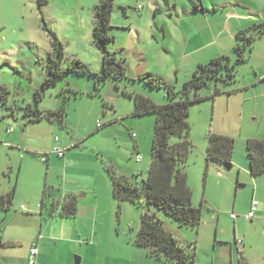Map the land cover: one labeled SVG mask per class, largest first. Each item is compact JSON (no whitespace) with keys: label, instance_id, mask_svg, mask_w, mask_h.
Returning a JSON list of instances; mask_svg holds the SVG:
<instances>
[{"label":"rangeland","instance_id":"rangeland-1","mask_svg":"<svg viewBox=\"0 0 264 264\" xmlns=\"http://www.w3.org/2000/svg\"><path fill=\"white\" fill-rule=\"evenodd\" d=\"M100 1L46 0L40 5L39 0H0V86L9 91L6 103L0 98V192L8 194L15 187L13 205L0 211V232L7 243L0 247V264H31L29 251L41 235L46 237L38 243L44 255L41 262L38 255L36 264H77L78 257L80 264H177L150 256L135 244L145 210L189 248L195 264H264V172L252 174L247 151L249 138L264 139V33L244 50L246 59L235 65L234 80L212 81L200 91L203 98L190 106L193 149L185 170L202 223L183 226L154 206L117 200L106 170L111 166L141 186L154 158L157 113L137 114L133 97L125 91L164 105L182 95L200 62L208 63L220 51L236 61L235 46L244 44L237 34H224L194 56L185 54L208 42L210 26L217 31L216 24L229 15L232 24L246 17L251 18L249 26L263 21L264 0H205L206 11L199 9L192 19L184 6H194L183 0L178 5L185 16L180 25L171 18L176 0H169L170 5L165 0H115L108 49L126 60L127 77L110 76L97 88L95 76L69 73L46 88L37 102L51 51L43 17L65 45L61 69L79 59L99 73L103 55L93 29ZM139 4L144 5L140 12ZM157 6L162 13L156 14ZM201 57L205 60L198 63ZM144 75L155 76L163 87L140 80ZM166 85L172 86L173 96ZM28 104L42 111L65 107V122L32 120L26 114ZM213 133L235 138L231 169L209 159ZM57 137L69 139L58 142L66 149L65 158L56 153L43 162ZM178 141L172 135L171 142ZM136 154L143 156L142 162ZM62 194L77 199L76 216H62L60 205L54 213L53 203ZM254 199L260 204L255 217L247 220Z\"/></svg>","mask_w":264,"mask_h":264},{"label":"trees","instance_id":"trees-1","mask_svg":"<svg viewBox=\"0 0 264 264\" xmlns=\"http://www.w3.org/2000/svg\"><path fill=\"white\" fill-rule=\"evenodd\" d=\"M39 2L42 5L46 0H39ZM166 4L169 5V0L166 1ZM114 6L115 0H101L95 7L97 16L93 36L103 55V69L99 73L94 72L79 59L74 60L65 70H62L61 64L65 55V45L56 33L50 29L43 17V29L48 32L51 38V51L48 55L49 64L46 66L48 76L42 83L41 88L36 91L37 102L38 99L43 98L46 88L58 84L69 73L95 76L97 88L105 83L110 76L116 78L127 77L126 60L123 57H118L116 53L108 49V43L113 38L111 19ZM199 6L195 4L194 8L198 10ZM262 33H264V20L240 30L237 37L244 40V44L239 43L235 46L234 51L238 56L237 60L233 61L230 55L222 54L212 58L206 64L199 63L191 79L184 84L180 91L182 95L169 103L158 105L142 94L125 91L127 95L133 97L137 114L156 112L157 121L153 138L154 158L148 177L143 180L141 186L136 185L128 176L118 173L111 166L106 169L111 175L113 195L117 200L132 201L142 207H144V204L154 206L183 226H197L202 223V211L192 203L193 190L189 184L188 173L185 170L190 152L193 149L189 122L190 106L193 102L203 98L200 91L212 81L234 80L235 65L237 62L246 59L244 50L251 46L252 42ZM139 79L152 87H163L158 78L153 75H144ZM166 88L170 96L175 94L172 86L166 85ZM8 93V88L0 86V98L4 103H6ZM25 110L32 120L48 119L60 124L65 122L67 113L65 107L42 111L38 105L34 108L32 104H28ZM102 127L103 125L98 126V128ZM172 135L178 136L179 141L172 143ZM234 149V137L214 133L210 135L209 159L232 165ZM247 151L250 157L252 174L257 175L264 172V139L249 138ZM14 195L15 187L8 194H0V211L7 212L11 208ZM47 195L48 192L45 190L44 197L46 198ZM58 205H60V214L64 217H73L78 213L79 205L74 195H59L52 206L54 213ZM6 244L0 232V247ZM135 244L146 248L150 256L173 260L177 264H195V255L189 248L184 247L180 240L165 228L159 218L146 210L142 212V223L137 232Z\"/></svg>","mask_w":264,"mask_h":264},{"label":"crops","instance_id":"crops-1","mask_svg":"<svg viewBox=\"0 0 264 264\" xmlns=\"http://www.w3.org/2000/svg\"><path fill=\"white\" fill-rule=\"evenodd\" d=\"M166 1L167 0H165V3H166ZM190 1V3L194 6L195 4H198V5H200L199 6V9H201V8H204L205 9V11H206V2H205V0H189ZM222 2H229V0H221ZM183 0H176V1H174L173 3H171V12H173L174 10H175V12H174V14H171V18L175 21V23L178 25H180V24H182V22L184 23V17L185 16H182L181 14H180V12H179V10H178V5L180 4V3H182L183 4ZM143 5V4H142ZM167 5V4H166ZM169 5H170V2H169ZM184 5V4H183ZM139 6H140V4H139ZM139 6H137L136 7V9H137V11H142L143 9H144V5H143V8L142 9H138V7ZM96 7V6H95ZM184 8H186L187 9V11L189 12V17H191V19L193 18L192 16H194V14H196V13H198V12H201V10H196L195 8H189V7H186V6H184ZM96 11V10H95ZM155 12H156V14L158 13V14H160V13H162V8H160V7H158L157 6V8L155 9ZM253 14H254V11H253ZM252 14V15H253ZM252 15H250V16H252ZM207 17H209V15H207ZM232 16L231 15H229V16H227V18H225V20H224V23H217L216 24V26H217V31H214L213 29H212V26H210V29H211V31H212V34L210 35L211 36V38L208 40V42H203V41H201L200 42V44L198 45V46H196V47H194V49L192 50L191 49V51H190V53H187V54H185L187 57L188 56H190V54L191 55H195L194 53L195 52H197V51H199V52H201V49H205L208 45H210L212 42H214L215 44L216 43H218L219 41H220V39H221V37L224 35V34H229V37H231V36H235L236 34H237V32H239L240 30H243V29H245V28H247L250 24H251V20H249V19H251L250 17H246V19H241V18H239L236 22H234L233 24L231 23L232 22ZM156 24V23H155ZM95 27V26H94ZM133 27L131 26V28L130 29H132ZM136 29H140V27H138V26H136L135 27ZM195 28V27H194ZM160 29L163 31V33H165V27L162 25L161 27H160ZM226 29V30H225ZM132 31H133V29H132ZM202 31H200L199 30V32H198V34H197V38H201V37H203L202 36ZM231 34V35H230ZM142 35V34H141ZM165 36V35H164ZM166 37V36H165ZM219 37V38H218ZM213 38V39H212ZM215 39V40H214ZM192 40V39H191ZM190 40V41H191ZM193 53V54H192ZM222 54H225V53H222L221 51L218 53V54H214V55H212V56H210V58H215L216 56L215 55H222ZM185 56V57H186ZM205 60V58H203V57H201L200 59H198V63L200 62V61H204ZM201 63V62H200ZM141 75H142V73H141ZM12 133V132H11ZM59 142H62V143H67V142H69V139L67 138V140H63L62 138L59 140ZM57 143V142H56ZM68 146H70V145H68ZM51 157V156H50ZM65 158V157H64ZM50 160V159H49ZM125 175V174H124ZM0 194H4V193H2V192H0ZM73 194V193H72ZM71 194V195H72ZM64 195V194H63ZM66 195V194H65ZM41 232H43L44 233V231L42 230ZM95 233H97V232H95ZM43 240H45L46 239V237H44L43 236ZM29 255H30V251H29ZM44 254H41L40 252H39V257L38 258H40V257H42ZM81 261H82V259H81ZM40 262H41V258H40Z\"/></svg>","mask_w":264,"mask_h":264},{"label":"built area","instance_id":"built-area-1","mask_svg":"<svg viewBox=\"0 0 264 264\" xmlns=\"http://www.w3.org/2000/svg\"><path fill=\"white\" fill-rule=\"evenodd\" d=\"M142 8H143V5H140V6L138 7V9H142ZM98 126H101V124L99 123ZM13 131H14L13 126L8 127V132L11 133V132H13ZM133 136L135 137L136 134L133 133ZM59 140H60V138L57 137V138H56V142H57V143H56V146L54 147L53 151L50 152V153H48V154H46V155H44V156L42 157L43 162H47V161H49V159H50L49 156H51L52 154H56V153L58 154V156H59L60 158L65 157L66 149H64V148H62V147H60V146H58V142H59ZM136 158H137V161H138V162H142V161H143V156H142L141 154H136ZM259 204H260V203H259L258 200H255V199H254V200L252 201V203H251V207H250V210H249V212L245 215V218H246L247 220H251L252 218L255 217L256 212H257V210H258V206H259ZM21 208L24 209V206H22ZM232 216L235 217L236 215H235V214H232ZM41 239H43V235H41V236L39 237V240L36 241V242L32 245V247H31V249H30V256H29V258H30V263H31V264H36V260H37V257H38V255H39V252H40V250H39V246H38V243H39V241H40ZM240 244H241V242L238 243V247H240Z\"/></svg>","mask_w":264,"mask_h":264},{"label":"water","instance_id":"water-1","mask_svg":"<svg viewBox=\"0 0 264 264\" xmlns=\"http://www.w3.org/2000/svg\"><path fill=\"white\" fill-rule=\"evenodd\" d=\"M228 169H231L232 165H226ZM77 264H80L81 258H77Z\"/></svg>","mask_w":264,"mask_h":264},{"label":"clouds","instance_id":"clouds-1","mask_svg":"<svg viewBox=\"0 0 264 264\" xmlns=\"http://www.w3.org/2000/svg\"><path fill=\"white\" fill-rule=\"evenodd\" d=\"M44 236V235H43Z\"/></svg>","mask_w":264,"mask_h":264}]
</instances>
